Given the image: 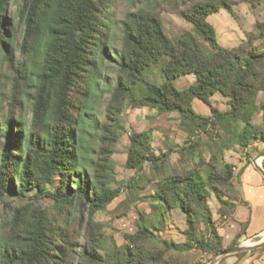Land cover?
<instances>
[{"label":"trees","instance_id":"16d2710c","mask_svg":"<svg viewBox=\"0 0 264 264\" xmlns=\"http://www.w3.org/2000/svg\"><path fill=\"white\" fill-rule=\"evenodd\" d=\"M14 1L0 0V52L11 70L21 66L10 94L15 102L23 88L32 92L31 119L23 114L22 105L17 116L0 114V206L8 210L0 217V264H187L182 257L191 252L223 251L206 200L213 194L220 217L244 204L233 183V165L225 161L224 153L243 152L254 141L264 143V107L259 103L264 99V21L255 24L245 41L225 49L206 19L229 8L230 2L184 4L176 11L211 49L203 55L188 34L172 43L154 10L126 13L106 120L98 122L89 113L96 103L91 102L95 50L107 29L99 8L103 0H22L21 58L15 64L5 40L10 30L6 13ZM152 68L163 75L160 85L144 77ZM185 75H193L195 82L179 90L174 81ZM215 93L227 99L225 111L212 106ZM193 99L205 104L210 115L195 113ZM125 103L132 109L176 113L178 127L188 138L194 132L204 134L197 145L208 159L199 151L191 167L172 166L170 150L155 154L151 130H131L124 166L136 176L125 187L135 197L155 182L150 207L157 222L148 223L140 212L136 231L124 235L123 245L107 251L98 223L88 218L83 233L71 220L79 217L82 223L84 209L89 217L103 211L120 192L110 188L107 173L112 145L123 130L119 114ZM88 127L97 136L96 151L88 143ZM192 149L193 144L177 153L183 156ZM29 194L33 200H52L61 217L49 219L45 209L32 202L13 208L5 202L6 197L20 200ZM173 210L183 215L182 242L155 235L163 233L164 213ZM245 227L230 247L238 243Z\"/></svg>","mask_w":264,"mask_h":264},{"label":"rangeland","instance_id":"374dc122","mask_svg":"<svg viewBox=\"0 0 264 264\" xmlns=\"http://www.w3.org/2000/svg\"><path fill=\"white\" fill-rule=\"evenodd\" d=\"M195 1L206 0H103L99 4V8L104 16L106 23V35L101 47H97L94 55V70L95 78L91 91V102H96L92 106L89 113L95 117L96 121H105V107L109 101V91L116 80V60L120 49V25L125 14L137 10L138 8L147 11L154 10L158 15L164 34L175 43L179 40L182 34L190 35L199 47L203 55L211 53V49L193 32L192 26L187 23L177 13L176 9L181 8L184 4ZM230 2L229 8H220L217 12L212 13L207 17V22L214 28L218 44L225 49H232L246 40L247 36L254 32L255 24L264 21V0H225ZM23 1L16 0L12 2L7 9L6 27L9 28L8 35L6 34L8 53L11 54L14 64L21 58L20 45L22 42L23 22L21 17V7ZM10 51V52H9ZM105 52V53H104ZM10 64V62H9ZM6 63L3 57V52H0V114H13L17 116L20 112V106L24 108L23 114L31 119V99L29 95L32 93L25 92V88L18 96L17 101L11 99V89L14 84L15 77L19 76L21 66L16 65V70H11L10 65ZM144 77L147 81L160 85L164 82L163 75L159 68H152L145 71ZM195 82L193 75H185L177 78L174 81L176 88L183 90ZM80 84V83H79ZM83 86H79L76 91ZM22 90V89H20ZM84 92V91H81ZM136 92V90H135ZM27 94V95H25ZM136 94V93H135ZM75 98L79 99L76 92ZM227 99L221 94L215 93L211 98L212 106L225 111L228 108ZM262 108L264 107V99L259 101ZM263 104V105H262ZM20 105V106H19ZM195 113L202 116H209V108L197 99H193L191 103ZM12 111V113H10ZM256 117V121L259 120ZM120 125L123 130L118 134L117 141L112 145V156L108 165V184L111 189L119 188L120 192L103 211L95 212L90 217L87 210L84 209L82 223L79 217L71 220V225L74 228H80L84 233L88 218L92 223H98V229L105 239L104 248L110 250L113 245L121 246L125 243L124 235L132 234L137 229V220L139 213L142 212L145 216V221L150 224H156L157 216L154 209L150 207V196L155 190V182L145 185L144 189L139 191V195L135 196L130 193L125 187V183L136 176L132 170L126 169L124 164L126 160L127 150L129 146V133L131 130L137 132L151 130L152 133V148L155 154L169 151V163L177 167H191L194 164V159L197 158L198 152L201 151L202 157L207 160L208 154L205 149L197 143L205 139L204 134L194 132L188 136L179 129V116L176 113H157L156 110L148 108L132 109L128 103H125L122 112L119 114ZM87 139L88 143L93 147L92 151L97 150V136L88 127ZM196 143V144H195ZM193 144V149L190 154L179 155L177 153L181 148H186ZM226 161V160H225ZM203 171V170H202ZM144 173L148 177V165H144ZM145 182V181H144ZM134 192L137 191H132ZM137 194V193H135ZM5 202L10 204V208L19 207L29 202L39 205L45 209L49 219L60 218L58 205L53 203L48 198L33 200L32 194L27 197L16 199L14 197H6ZM209 209L213 207L217 201L213 194L206 200ZM218 205V203H217ZM7 209L0 206V217L7 214ZM80 216V215H79ZM165 225L163 233L157 234L165 240L174 242H182L184 236L182 231L185 229L183 215L178 210H173L164 213ZM1 223V218H0ZM83 240V239H81ZM246 243H254L246 242ZM241 245L242 244H237ZM214 255H206L200 252H191L182 257L187 264H207Z\"/></svg>","mask_w":264,"mask_h":264},{"label":"crops","instance_id":"0c3cea01","mask_svg":"<svg viewBox=\"0 0 264 264\" xmlns=\"http://www.w3.org/2000/svg\"><path fill=\"white\" fill-rule=\"evenodd\" d=\"M260 154H264L262 141L252 142L243 152L224 153L226 162L233 165V183L240 200L244 202L237 204L231 214L223 217L216 213L217 203L210 210L224 250L231 248L243 224L246 225L245 233L239 237L237 244L248 247L264 240V177L258 170V168L264 170V158H257ZM252 241L254 243H246ZM242 252L245 253L226 255L216 264H264V247Z\"/></svg>","mask_w":264,"mask_h":264},{"label":"water","instance_id":"95a60500","mask_svg":"<svg viewBox=\"0 0 264 264\" xmlns=\"http://www.w3.org/2000/svg\"><path fill=\"white\" fill-rule=\"evenodd\" d=\"M257 158H264V154H260ZM258 170L261 173V175L264 177V170H262L261 168H258ZM263 247H264V240L257 242L253 244L252 246H248V247L236 245V246H233L229 249H225L221 251L220 253L214 255L213 258H211L207 264H216L220 258L226 255H230V254H234V253H238L242 251H251V250H255V249H259Z\"/></svg>","mask_w":264,"mask_h":264}]
</instances>
